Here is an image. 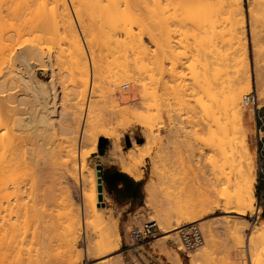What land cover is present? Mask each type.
Listing matches in <instances>:
<instances>
[{
	"label": "bare ground",
	"instance_id": "obj_1",
	"mask_svg": "<svg viewBox=\"0 0 264 264\" xmlns=\"http://www.w3.org/2000/svg\"><path fill=\"white\" fill-rule=\"evenodd\" d=\"M46 1H49V4H45ZM46 1L43 2L45 8L43 6L42 9L43 11L44 9H46L45 13L47 12V14L50 11V21L52 22L51 24H53V28H55L52 30V32L54 31V36L56 38L53 36L54 38H51V41H53L55 45L58 44L57 47L59 48V52L61 51L59 54L60 57L64 56L62 57L63 59L68 57L66 59L69 61L71 74L75 73L78 75V77H74L72 89H70L71 93L69 91L68 94L66 93V97L62 99V97L60 96V90H58L57 87L58 83L56 81L53 53L49 51L50 49L46 53L43 51L44 47L41 46L43 44L40 45V48L38 46L39 43H36V45L35 43L33 44L31 42V46L29 45L27 46V48H20L16 46L18 41L16 44L14 43L15 45L11 43L12 41L10 42L13 37L18 38L22 36V25L20 28V25L18 24V22H20V16H23L20 15L22 13V11L20 10V6L22 8V3L21 0H5L4 2L8 4L6 7L7 10H4L3 8L5 7L3 6V8H0L3 9V11H6V14H3L0 10V113L2 112V110L3 112H12L13 109L9 106V104H12L11 102H17L18 105L22 104V102L24 101L23 97H20L21 95L19 96L18 94H16L18 92H12V90H15L17 87H19V84H23L27 85L31 90L30 92H32L31 99L34 103L33 113L35 117L30 116V118H22L23 120H21V117L19 118L18 116H16L18 118L12 117L14 119L9 120V118L6 121L9 120L11 125H14L15 127L17 126L19 128L26 127L24 125H32L33 130L40 126L52 127L53 129V127L57 123L60 124L59 134H61V139H63L59 145H65V148H61H63V150L66 149V152L63 151L61 153H65V155L67 153L66 156H68V158L66 156L65 158L61 157V159L63 160L61 165L65 168V170H67L68 173L77 169L76 157L78 152V156L80 159L79 168L81 173V184L82 186L83 184L85 186L88 185V190L90 189L89 193H83V206L85 209H83V211H86L85 213L86 216L88 215L87 217L90 216L92 219L94 218V220L96 219L97 221L102 220L103 222L107 217V223L105 221V223L108 224L107 226H109V223H111V226L113 225L112 228L109 227L108 229L107 227L108 230L106 231L109 232H105L106 234H104V236H101L102 239L100 238V242L99 240H97L98 243L96 242L97 244L95 243L94 248L92 247L96 250L99 256H106L119 249L120 235L117 233L116 238L113 239V237L115 236L113 234V231L114 229H116V223L114 222L115 218H113L111 214H108L106 209H103L101 211V207L99 208V206L97 205V198L98 194L100 193L94 177L95 174L91 173L89 174V176H82V169L85 167V162L90 153L81 151L82 149L80 148L81 146H85L96 151L98 140L100 137L109 139L115 138V134L110 130L112 125L114 124L113 117L116 115L128 117L126 118L125 123L121 125V127L126 130L137 125L147 129L148 132L145 133V141L142 144L134 143V146L132 148H129L125 153L122 152L121 145L117 144L111 150V155H113L112 157H114V159L118 161L123 172L129 174L137 180H140L143 178L144 174L143 167L145 165V159L151 155L152 149L155 145L154 143H156L152 134L153 126L150 125V123L152 122H150V115L148 114L147 110L138 113L132 108L120 109V106L123 102L120 103L122 99L120 100V102L117 100L116 97L119 96V94H116L117 96H114L112 100L113 105H111L112 107L107 110V112L104 109V106L101 104V100L98 99L95 101L94 99L92 106L91 104H89L86 108L82 128L79 127L80 124L78 123H80V114L82 112L81 100L85 98L89 85V66L86 62L82 41L80 39V36L78 35L72 17L70 16L68 8L66 6V0ZM0 2L3 1L0 0ZM71 2L75 4V12L79 16L83 33L85 35L87 34L86 37H89L90 30L88 29L90 27H88L87 29V27L84 25V15H87L88 9H90L91 12H93L90 19L95 22L97 26H92V30L98 29L97 34L100 35L96 38L95 36L92 37L94 38L93 40H99L97 41L100 42V44L98 45L99 48L101 45V50H105L111 53L116 58L124 59V61L119 65L118 71L116 72L117 78L114 82H116L117 84L115 85H118L123 81H134L135 79L141 80V76L148 71V67L151 65H156L158 69L162 71L165 68L164 62L167 61L170 63V67L168 68L169 74L172 80L176 82V85L173 88L175 96L174 98L177 97V99L179 98L180 101L184 93H182V90H184L182 89L184 74L180 70V67L183 66V60H191L189 68L193 76L194 84L205 98V100H203L201 97L198 100L199 105L206 113V115L211 118L212 126H215L216 128L215 130L214 128H212L213 130L210 128L211 130L209 132L210 136L212 137L211 140H214V144L215 142L218 143L217 146L220 147L225 138L229 140L227 132L229 130H232L236 136L235 139L238 141L237 152L239 154L238 157L240 162L239 173L244 180V194L236 200V205L238 206V210L236 213L244 214L247 209L253 211L254 204L256 202V196L254 193V180L256 175V148L250 144V137L248 138L249 131H247V128L249 129L250 127H248V125H251L252 129L250 128V130H252V132L254 131L255 118L253 113L251 111L249 112L248 109L246 110L249 113H245L246 107H244V104L242 102V95L251 89V84L253 81L257 83L256 87L259 91V109L264 106V57L257 56V59H254L256 61V63H254L255 69L252 68V65H250V62L248 61L246 52V18L243 0H71ZM32 3L34 2L32 1ZM47 5L51 7H49L48 10L46 8ZM251 9L252 8H249V11H252ZM19 10L21 12H19ZM249 15L252 17L251 12ZM47 21L42 22L47 23ZM26 22L24 23L26 24ZM43 23L39 24L43 25ZM33 24L31 26H33ZM60 30L62 33H60ZM253 31L252 32L254 33V36L252 37L254 38L252 40H254L253 47H255V49L253 50L258 54L259 50H257L256 48L259 46L261 38L259 37V32L256 31L258 34L255 32V28ZM90 39L88 42L90 43L89 46L91 45L94 49L95 43L96 46H98V42H93V40ZM7 41L8 43H6ZM61 43H65L67 46L64 44V47H60ZM64 48L67 50L66 53ZM130 57L133 59V63L130 61ZM63 59L61 60L63 61ZM37 67H42L47 70L50 77L47 82L38 79L35 76L34 69H36ZM24 70H27L29 76L24 75ZM222 73H224V78L222 77ZM92 76L94 78L93 70ZM136 76L137 78H135ZM218 84H223L224 86L222 85L219 87ZM141 85H143L144 87V84ZM79 87H82V89H79ZM118 87L119 86H116V88ZM8 92L9 94H7V96H2ZM10 92H12V94ZM132 96L133 95L131 94V98ZM121 97L124 101L128 96ZM64 101L66 102V106ZM182 101L184 100L182 99ZM62 102L64 103V105ZM176 103L180 104L178 102ZM61 105L62 107L65 106L62 109L63 111H59V107H61ZM15 111L16 110H14V112ZM8 114L9 113H7L6 117H10L8 116ZM60 117H62L64 120L66 118L65 122L63 121V119H60ZM3 124L5 128L6 123ZM9 126L8 128L10 129ZM57 127L59 126L57 125ZM5 129L7 130V128ZM6 130H4L5 134L7 133L10 136L6 138L7 135H4V137L6 136L5 138L7 139V141L4 137L3 138L5 140L0 137V145L2 147H6L9 145V147H7L8 149L10 148V145L11 147L12 145H17L16 147H18V143L21 140H19L18 143H16L17 141H15L16 144H13V140L15 137L12 138V135L8 133V130ZM40 130L41 129H39V131ZM259 133L261 134L262 131L259 130ZM15 134L17 135V133ZM16 138L18 139L17 136ZM2 147L0 149V152L2 150ZM12 149H14V147ZM12 149L10 150L12 151ZM19 149H17V151ZM6 151H3V155L0 154V241H3L0 244H2V246L4 245L2 248L5 249H0L2 251L4 250V252L1 251L2 254L0 255V264H57L60 261L61 262L59 264H70V261L72 262L73 260L72 257H74L75 251L78 255L80 252L78 248L79 236H77V232L81 231V220L79 214L80 211L78 212L79 208L77 209L78 206H76L75 210V207L73 208L72 205L68 204V206H70L67 208L68 211L65 210V212L63 210V215L59 213V215L57 214L59 217L57 216L58 220L56 223L58 225H56L57 228L59 227L60 230L62 229L61 239L63 242V246L61 247H64V250L60 255L61 258L63 255V259L56 263L55 260L59 257L58 255L57 258L54 256L55 260L52 261L53 257H47L46 254L43 253L44 250L41 252V250L45 246L41 249V246L44 244H42L43 240L41 239H43L44 236L40 237V232H38L37 230H32L35 234H31L34 236L31 237L33 239H30L28 237L30 240H27L28 238L26 236L29 235H27L28 233H25V229L23 233L22 228H24L25 225H23L22 221H20V213L21 215H24V217L29 215L28 213L31 214V212L32 216L36 215L37 213L33 215L35 209H33L32 207L34 205H31V208L33 210H31L30 212L27 208L28 205L26 204V202L24 201L25 203H22V201L19 200L21 199V197H23L21 196V193L23 192L20 193V189L22 187H19V184L22 183L19 182L20 180H18V173L21 171H17V173L13 172L17 167V164L19 163L16 160L20 157L19 153L17 154L18 156H16L13 153L15 151L14 149L13 152H9L11 153V155L16 156V158L13 156H8V158H5L4 154L6 155V153L4 152ZM32 152L35 153V150H32ZM15 153L17 152L15 151ZM24 153L25 152L23 151V155ZM66 158L67 160H65ZM15 165L16 167L14 168ZM18 168H16L15 170L20 169ZM24 168L26 167L24 166ZM76 171L77 170H75V172ZM13 173L17 174V179H15L16 175H14ZM17 180L19 184H17ZM11 186L13 188L10 189ZM155 188L157 187L152 179H149L144 185V191L146 195L145 201L147 206H155L154 203L152 204V202L155 201ZM10 196H13L12 198H14L13 200L16 202L15 204L14 202H12L14 206H12L13 204L9 201ZM156 202L157 201H155V204ZM25 204L27 206H25ZM175 208L174 210L176 211ZM160 211L163 210L161 209ZM177 211L175 213H159V215L156 216L158 217L157 219L160 224H163V227H161L162 237H157L161 239L163 243L166 240L170 239L176 240L178 238L179 228L182 226V224L192 223L197 218L196 215L190 214L187 210H184V212L182 210L178 212ZM140 215L138 214L137 216ZM24 217L23 219H25ZM172 219H177L176 225H170ZM85 222L82 223L84 224ZM99 222L101 223V221ZM26 229H28V227H26ZM37 232L38 236H36ZM29 233L32 232L30 231ZM51 233L53 232L51 231ZM57 238L60 239L58 235ZM159 239H157V241H159ZM60 240L59 244L61 243ZM26 241H28L29 243H27ZM30 243L32 245L29 246ZM203 247L204 246L196 248L192 253L188 255V264H201L204 261L207 256V251ZM47 250L45 251L46 253ZM248 251H250L249 248ZM51 253L50 255H55ZM70 254H72V256ZM174 254L175 255L170 256V263L183 264V260L180 255L178 253ZM71 258L72 260H70ZM249 261L250 264H252V261ZM101 262H103V260Z\"/></svg>",
	"mask_w": 264,
	"mask_h": 264
},
{
	"label": "rangeland",
	"instance_id": "obj_2",
	"mask_svg": "<svg viewBox=\"0 0 264 264\" xmlns=\"http://www.w3.org/2000/svg\"><path fill=\"white\" fill-rule=\"evenodd\" d=\"M2 1L3 2H0V8L3 7L6 8L8 4L4 2L5 0ZM32 1L34 3H32ZM45 1L46 0L44 1L21 0L22 8L20 6V10L22 11V13L20 15L23 16H20L19 19L20 22L18 21L17 22L20 25V28L22 25V30H21L23 31L22 33L24 32L25 33L24 34L21 33L22 36L18 38L11 37L12 40H10V42L12 41L11 42L12 44L14 43L16 44L18 41L16 46L20 48H24V47L27 48V46L29 45L31 46L32 43L33 44L39 43L38 44L39 47L41 44H43L41 46L44 47L43 51L46 53L50 49L49 51L53 53L56 81L58 83L57 87L58 90H60V96L63 99L66 97V93L68 94L69 91L71 93L70 89H72L74 77H78V75L75 73L71 74V67L69 65V61L66 59L68 57L64 59L62 58L64 56L60 57L59 54L61 51L59 52V48L57 47L58 44L55 45L54 42L51 41V38L55 37L54 31L52 32V30L55 28H53L52 26L53 24H51L52 22L50 21V15H51V14L49 15L50 11L47 14V12L45 13L46 9H44V11L42 9L43 6L45 8V5H43L44 4L43 2ZM263 1L264 0H243V6H244L245 18H246L245 28L247 35L246 52H247L248 61L250 62V65H252V68L254 69H255L254 63H256L255 60L257 59V56L264 57ZM47 3L49 4V1L48 2L46 1L45 4ZM66 4L69 14L74 22V26L82 41L86 62L88 63L89 66V85L85 98L81 100L82 112L80 114V123H78L80 124L79 127L82 128L86 108L89 104H91L92 106L94 99L95 101L98 99L101 100V104L104 106L106 112L112 107L111 106L113 105L112 100L114 96L116 97L118 94L119 96L116 97L117 100L120 102V100L122 99L120 103L123 102L120 106V109L132 108L138 113L147 110L148 114L150 115V122H152L150 123V125L153 126V127L151 126L152 134L156 143H154L155 145L152 149L151 155L145 159V165L143 167V170H145L146 173L145 181L147 182L149 179H152L157 187L155 188V194H154L155 197L154 199L157 202L156 204L155 201L152 202V204L154 203L155 206L153 207L151 205L150 207L147 206V204L143 201L142 204L140 205L141 208L139 207L136 210L138 212L136 211L124 212L122 209L116 207L113 204V202L109 199L105 190H103V187L99 185L98 170L95 167L94 161L91 159L92 154L95 151L89 147L81 146L80 148L82 149L81 151H86L90 153V155L88 156L85 162V167L82 169V176H89V174L91 173L95 174L94 177L97 182V186L100 193L98 194L97 205L99 206V208L101 207L100 208L101 211L103 209H106L108 214H111L113 218H115L114 219L115 221L114 220L113 221L116 223V229H114L113 231L114 233L110 232L115 235L114 237L112 236L113 239L116 238L117 233L120 235L119 249L106 256H99L96 250L93 249L95 243L97 242V240H99L100 242L101 236H104V234H106L105 232H107L106 230H108L109 227L112 228L113 225L111 226V223L108 222L109 226H107L108 225L106 224L107 223L106 220L108 219L107 217L106 220L103 221L104 223L106 221L105 223L106 225H105L102 222V220H99L101 221L100 223L96 219L95 220L94 218L92 219L90 216H89L90 218L87 217L88 215L86 216L85 213L86 211H83L84 209L83 193L84 194L89 193L90 189L88 190L89 188L88 185L85 186L83 184V186H85L83 187L81 184V179H80L81 173L79 168L80 159L78 156V152L76 157V163H77L76 165L77 169H75L77 170L76 172L75 170L69 172L70 173L69 175L67 170H65V168L61 165L63 161L61 157L65 158L67 153L66 155L65 153H61L63 151L66 152L65 151L66 149L63 150V148H65V145L63 146L59 145L63 139V138L61 139L62 136L61 134H59L60 124L57 123L53 127V129L52 127L40 126L41 128L38 127L39 129H41L40 131L38 128L34 129L36 132L33 130L32 125L30 126L24 125L26 126L24 128L23 127L19 128L17 126L15 127L14 125H11L9 120L14 119L16 116H18L19 118L21 117V120L28 117L30 118V116L35 117L33 113L34 103L32 102L33 100L31 99L32 92H30L31 90L27 85L19 84L18 85L19 87H17L15 90H12V92L14 91L18 92L16 94H18L19 96L21 95L20 97H23L25 102L23 101L22 104H20L21 106L18 105L17 102H11L12 104L11 105L9 104V106L13 109L12 112H6V111L3 112L2 110L3 113L2 112L0 113L1 116L0 137L3 138L4 135H7V137L6 136L5 137L8 138L10 136L7 133L5 134L4 130H6L5 128H7V130L9 131L8 133L12 135V138L15 137L13 140V144L18 143L19 140L21 141L18 143V147H16L17 145L16 146L12 145L11 147L10 145L9 149L7 148L9 147V145L6 147H2L0 145V149L2 147L0 154L3 155V151L7 150L6 152H4L7 155L6 156L4 154L5 158L6 157L8 158V156L11 157L13 156L16 158V156H18L17 155L18 153L20 155L19 158L17 157L19 161L18 159H16L17 162H19L17 164V167L16 165L14 166V168L15 167L18 168L19 166L20 169L18 168L19 170H15L16 169L15 168L13 171L16 173L17 171L18 172L21 171L18 173L19 178L17 177L16 173H13L14 175H16V178L15 177L14 178L15 179L18 178V180H20L19 182L22 183L19 184L17 180V184L20 185L18 186L20 188L22 187L20 189V193L23 192L21 193V196L23 197H21V199L19 200L22 201V203L26 202V204L28 205L27 208L30 212L33 209L36 210V211L34 210L33 215L37 213L36 215H34L35 218L34 216H32V212L31 214L28 213L29 214L27 215L28 217L27 216L24 217V215H21L20 213V221H22L23 225H25V227L22 228L23 233L25 229L26 231L25 233H28L27 235H29L26 237L33 239L31 238L34 237L33 235L35 234L33 231L37 230L38 232H40L39 236L41 234L40 237L44 236L43 239L40 238L41 240H43L42 244L44 243L41 246V249L42 247L45 246L42 250L40 249L41 252L44 250L43 253H45L47 257L49 258L53 257L52 261L55 260L54 256L56 258L59 256L60 258L58 257L57 258L58 260L57 259L55 260L56 263L62 260L63 255L62 258L60 256L64 250L63 249L64 247H61L63 246V242L61 239L62 229L60 230L59 227L57 228L58 224L56 222L59 217L58 215L62 214L63 210L68 211L67 208L70 207L68 206V204H70L72 205L73 208L75 207V210H76V206H78L77 209L79 208L78 212L80 211L79 214L81 220V231L77 232V236H79L78 248L80 252L78 251L79 252L78 255L76 254L75 251L74 257H72L73 260L72 258L70 259L72 260L73 263L70 261V264H117V263L118 264L119 263L120 264H150V263L171 264L170 256L175 255L174 253H178L180 255V257L183 260V264H188L189 262L188 255L192 253L194 250L189 252L188 254L183 251V245L179 238V233H178V238L176 239L177 241L175 239H170V240H166L163 243L161 239L157 238V237H162L161 227H163V224L161 225L157 219L158 217H156L159 215V213H165V212L175 213L177 210L178 211L182 210L183 212L184 210H187L189 211L190 214L197 216L194 222L198 223V226L200 227L204 237V243L200 247L204 246L203 248L207 251V256L201 264H237V263L250 264L249 260L252 261V264H264V204L260 203L262 209H259L258 206L259 177L263 176L262 173H260V169H259L260 163L263 164V169H264V151H262V149H264V106L258 111H255L254 109H250L247 107L245 108V113L247 114L251 111L255 118L254 131L252 132V130H250V128L252 129L251 125L250 126L248 125V127L250 128L249 129L247 128V131L251 132V133L248 132V138L250 137L249 141L251 142L250 144L256 148V154H255L256 175L254 180V193L256 196V202L254 204L253 211L247 209L244 214H237L236 212L238 210V206L236 205L237 203L236 200L240 198L241 195L244 194L243 192L244 180L239 173L240 162L238 157L239 154L237 152L238 141L235 139L236 136L232 130H229L227 132L229 140L225 138L220 147L217 146L218 143L215 142L214 144L213 143L214 140L213 141L211 140L212 137L210 136L209 131L212 128H214V130L216 128L215 126H212L211 118L206 115V113L199 105L198 100L201 97L203 100H205V98L194 84L193 76L189 68V64L191 63V60L190 59L183 60V66L180 67V70L184 74V79L182 81V85H183L182 89H184L182 90V93L183 92L184 93L180 101L179 98L178 99L177 97L174 98L175 96H174L173 88L176 85V82L172 80L169 74L168 68L170 67V63L167 61L164 62L165 68L162 71L159 70L156 65H151L149 66L150 68L148 67V71L141 76V80L135 79L134 81L132 80L123 81L120 82L118 85H115L117 84L116 82H114L115 79L117 78L116 72L118 71L119 65L124 61V59L116 58L111 53L105 50H101L100 49L102 48L101 45L100 48L98 45L100 44V42H98L99 40L98 39H96V41L93 40L94 38L92 37L95 36L96 38L99 37L100 35L97 34L98 29L92 30L93 27H97V26L96 23L90 19L93 12H91V10L88 9L87 15H84V25L87 27V29L88 27H90L88 29L90 30L88 38L89 39L92 38L90 40H93V42H98L97 43L98 46H96L95 43L94 49L91 45L90 47L89 46L90 43H88L89 39L86 37L87 34L85 35L83 33L81 29L79 16L75 12L76 10L75 4H73L71 0H66ZM49 7H50L49 5L46 6L47 10L49 9ZM5 8L3 9L7 10V8L6 9ZM249 8H252L251 9L252 11H249ZM3 9H0L1 12L3 14H6L5 13L6 11H3ZM20 10L19 12H21ZM39 10L42 11L40 12ZM250 12L252 17L249 15ZM45 18L49 20L47 21ZM42 21L43 22L47 21V23H43ZM24 22H26V24ZM39 23H43V25ZM32 24L33 26H31ZM254 28H255V32L256 31L259 32L260 35L259 37L261 38L259 42V46L256 48L257 50H259L258 54L253 50L255 49V47H253L254 40H252L254 38L252 37L254 36L253 33ZM61 30L60 33H62ZM251 40L253 41V43ZM8 41L6 43H8ZM64 44L61 43L60 47H64ZM66 51L67 50L65 49V53ZM61 59H63V61ZM59 60H61L62 62ZM64 60H66L67 62ZM130 61L133 63V59L131 57H130ZM92 70H93L94 78L92 76ZM250 70H251V66H250ZM23 73L25 76L26 75L29 76L27 70L26 71L24 70ZM34 73L38 79H41L45 82H47L50 79L49 74L45 68L37 67L36 69H34ZM223 74L224 73H222V77ZM135 78H137V76ZM124 84H129V88L127 90L122 89V86ZM141 84H144V87ZM222 85L218 84L219 87ZM116 86L119 87L116 88ZM256 86L257 83L252 81L251 89L242 95V102L244 96L250 93L252 90H255L257 96H259V91ZM25 87H27L28 89ZM79 89H82V87H79ZM12 92L10 93L12 94ZM7 94H9V92L5 93L2 96H7ZM131 94L133 95L132 98H131ZM121 96L124 97L128 96L126 100H124L125 102L123 101V98ZM259 98L260 97H258V99ZM182 99L184 101H182ZM176 102L180 104H177ZM64 103L66 106L65 101ZM259 105H260V101L258 104V108ZM64 107H62L61 105V107H59V111H63L62 109ZM246 109H248L249 112H247ZM14 110L16 111L14 112ZM7 113H9L8 116L10 117H6ZM113 118H114L113 119L114 124L112 125L110 130L115 134V138L112 139L113 141L115 140L114 145L116 144L120 145L119 143L120 139L123 137V135L126 132L129 131H137L140 135H142V143H144L146 138L145 133L148 132L147 129L136 125L125 130L124 128L121 127V125L125 123L126 118L128 117L116 115ZM7 119L9 120L6 121ZM60 119L63 118L60 117ZM65 120L63 119L64 122ZM3 123H6L5 128ZM57 125L59 127H57ZM8 126L10 127V129L8 128ZM24 129L27 131H25ZM259 129L260 131H262L261 134L259 133ZM12 130L15 132H13ZM15 133H17V135ZM259 134L261 140H259ZM16 136L18 137V139L16 138ZM22 136H23V140H22ZM15 141L17 142L15 143ZM35 146H38L39 148ZM13 147L17 153H15L14 149H12ZM10 149H12V151ZM17 149L19 150L17 151ZM32 150L33 151L35 150V153L32 152ZM9 151L10 152L14 151L13 153L16 156L11 155ZM23 151L25 152L24 155H23ZM66 157L68 158V156ZM67 158L65 160H67ZM20 166L23 167L21 168ZM24 166L26 168H24ZM21 179L23 182L21 181ZM11 188L13 187L11 186L10 189ZM261 195L264 198V180L261 182ZM12 197L13 196H10L9 201L11 203L14 202L15 204L16 202L13 200L14 198ZM14 204L12 206H14ZM26 204L25 206H27ZM31 205L32 206L34 205L32 207L33 209L31 208ZM174 208L176 209V211L174 210ZM158 209L160 210L162 209L163 211H160ZM138 214L139 215L141 214L140 215L141 217L137 216ZM23 217L25 219H23ZM24 220L25 221L28 220L26 221L27 223ZM147 220H154L159 226L157 230V237L151 239L146 244L137 245L136 243H134L132 239V231L137 228H140L142 224ZM176 221L177 219L176 220L172 219L170 225L172 224L176 225ZM82 222L85 223L83 224ZM183 225L185 224H182V226ZM26 227H28V229H26ZM57 229H59L60 231ZM46 230L47 231L49 230L48 233ZM30 231L32 233H29ZM51 231L53 233H51ZM38 232L36 236H38ZM57 235L60 237L61 240L57 238ZM29 238L27 240H30ZM157 239H159V241H157ZM46 240L49 242H47ZM59 240L62 244L61 243L59 244ZM1 242L3 241L1 240L0 243ZM26 242L29 243L28 241ZM30 245L32 244L30 243L29 246ZM0 246H1L0 249H4L2 248L4 245L2 246V244H0ZM248 248L250 251H248ZM4 250L3 251L0 250V255L2 254L1 251L4 252ZM46 250L47 253L45 252ZM51 252L55 255L53 256L50 255ZM72 254L70 255L72 256ZM102 260L103 262H101Z\"/></svg>",
	"mask_w": 264,
	"mask_h": 264
},
{
	"label": "crops",
	"instance_id": "obj_3",
	"mask_svg": "<svg viewBox=\"0 0 264 264\" xmlns=\"http://www.w3.org/2000/svg\"><path fill=\"white\" fill-rule=\"evenodd\" d=\"M141 140L142 135L137 131L126 132L119 142L122 152H127L129 148L134 146V143L140 144ZM114 146L112 139L100 137L97 149L93 152L91 159L94 161L98 176L101 177L103 190H105L109 199L124 212H133L140 207L143 201L146 203L144 191L146 173L143 170V178L137 180L123 172L118 161L111 155ZM262 175L259 177L258 198L260 203L264 204V198L261 195V182L264 180V172Z\"/></svg>",
	"mask_w": 264,
	"mask_h": 264
},
{
	"label": "built area",
	"instance_id": "obj_4",
	"mask_svg": "<svg viewBox=\"0 0 264 264\" xmlns=\"http://www.w3.org/2000/svg\"><path fill=\"white\" fill-rule=\"evenodd\" d=\"M128 88H129V84H124L122 86L123 90H127ZM243 104L247 108L250 109L252 108L255 111L259 110L258 108L259 99L255 90H252L250 93L244 96ZM259 140H261L260 134H259ZM259 169H260V173L264 172L262 163L259 164ZM98 180H99V185L102 187L100 176H98ZM258 206L259 209H262L260 205V201H258ZM157 230H158V225L156 221L147 220L142 224L140 228H137L132 231V239L134 243H136L137 245L146 244L151 239L157 237ZM178 233L181 243L183 245V251L187 254L195 250L196 248L200 247L204 243V237L202 231L198 226V223L196 222L183 225L182 227L179 228ZM150 264H155V263H150Z\"/></svg>",
	"mask_w": 264,
	"mask_h": 264
},
{
	"label": "trees",
	"instance_id": "obj_5",
	"mask_svg": "<svg viewBox=\"0 0 264 264\" xmlns=\"http://www.w3.org/2000/svg\"><path fill=\"white\" fill-rule=\"evenodd\" d=\"M139 143L142 144V140Z\"/></svg>",
	"mask_w": 264,
	"mask_h": 264
}]
</instances>
